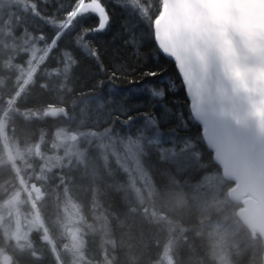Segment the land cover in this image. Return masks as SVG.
<instances>
[{
    "label": "rangeland",
    "instance_id": "1",
    "mask_svg": "<svg viewBox=\"0 0 264 264\" xmlns=\"http://www.w3.org/2000/svg\"><path fill=\"white\" fill-rule=\"evenodd\" d=\"M146 1L142 0V6H146ZM62 2L63 9L45 5L41 0H37V6L45 15L53 11L62 15L69 10L71 0ZM103 2L112 16V35L105 39L106 33H93L100 59L111 65L115 58L119 59L117 52L121 50L133 58L126 46L115 52V48L119 49L117 41L125 34L120 30L126 22L121 17L134 23L137 15H148V8L144 13L139 8L113 7V0ZM9 10L5 5V16ZM26 19L30 31L47 27L38 18ZM9 32L6 21L0 20V92H17L18 82H24L18 91L22 101L0 102V264L4 256L13 264H234L235 245L228 237L234 229L224 232L222 225L209 224L199 237L197 234L202 232L191 228L203 213L201 205L206 199L201 195L202 184L184 186L174 179L161 157L152 153L153 147L143 154L139 150L117 152L106 130L109 126L103 123V114L95 110L83 113L82 100H73L77 91L93 87L97 80L107 81L95 69L93 59L81 60L76 69L77 80L70 84L71 92H43L39 86H32L35 67L43 57L33 53L34 44L26 46ZM65 36H61L53 55L64 46ZM52 37L53 34L49 40ZM113 47L115 51L110 50ZM24 49L31 52L35 64L23 65L24 57L19 54ZM160 81L166 85L165 111L174 121L168 131L180 138L177 150H187L184 136L189 125L173 88L165 78ZM122 86H127V81ZM38 99L50 105L47 118L26 119L31 137L23 138L14 122L20 111ZM191 140L192 137L189 144ZM161 145L165 147V142ZM33 147L44 158V164L30 174L14 159ZM19 167L33 181H23ZM162 179L167 182L165 185L160 182ZM204 182L207 187L214 186L211 195L218 199L223 179L210 174ZM16 184L19 193L14 194ZM20 190L28 204L19 201ZM59 190L61 206L57 203ZM188 210L192 211L190 215ZM222 222L228 224L226 220Z\"/></svg>",
    "mask_w": 264,
    "mask_h": 264
},
{
    "label": "snow or ice",
    "instance_id": "2",
    "mask_svg": "<svg viewBox=\"0 0 264 264\" xmlns=\"http://www.w3.org/2000/svg\"><path fill=\"white\" fill-rule=\"evenodd\" d=\"M41 3L55 9L65 7L62 0H41ZM5 5L10 9L7 16L4 13ZM113 7L139 8L141 12H147V6H142V0H113ZM203 11L199 0H187V3L159 0V10L151 21V28L159 49L176 61L185 89L194 101L193 114L204 124L205 140L214 150V155H218L221 146L216 139L215 124L210 114L197 104L195 81L199 75L198 66L190 58L183 62L178 60L175 55L161 47L157 38L158 31L167 32L175 21L185 16L186 12L202 14ZM28 16L38 18L48 28L56 30V35L50 42L45 31L34 32L28 29L26 19ZM121 18L126 21L120 26V30L125 34L117 43L126 46L127 52L139 61L145 50L150 47V42L140 36L144 25L127 22L126 17ZM0 20L6 21V26L10 29L9 36L23 40L26 46L29 43L34 44L37 57H43L33 74L32 85L39 86L43 92L51 94L71 92L73 89L70 84L77 80L76 69L84 57H91L100 65L101 71L105 70L99 50L94 43L96 37L93 36V33H106L104 38L107 39L112 35L110 30L112 16L103 0H71L69 10L62 15L57 11L45 15L37 6V0H26L25 3L21 0H0ZM61 36H65L64 46L53 55V49L57 47ZM19 55L24 57L22 63L25 67L30 62L36 63V60L32 59L31 52H22ZM147 59L149 63L153 62L150 55ZM129 70L136 69L130 65L126 67L119 64L115 71L109 73L107 81L97 80L93 87L82 90L84 98L81 101V111L87 113L95 110L103 114V123L109 126L106 130L112 136L111 143L117 152L139 150L143 154L149 148L159 146L164 141L169 147H161L159 152H168L171 157H177L176 146L180 138L168 131L174 121L164 108L166 85H162L160 80L144 79V76H126L124 73ZM144 75L155 77L157 74L149 72ZM37 81L40 82L38 85ZM123 81H127V86H122ZM168 95H171L170 91ZM137 104L141 107H135ZM233 135L242 150H251L254 147L249 132L238 128L234 130ZM260 147L264 150V139L261 140Z\"/></svg>",
    "mask_w": 264,
    "mask_h": 264
},
{
    "label": "water",
    "instance_id": "3",
    "mask_svg": "<svg viewBox=\"0 0 264 264\" xmlns=\"http://www.w3.org/2000/svg\"><path fill=\"white\" fill-rule=\"evenodd\" d=\"M187 3V0H176ZM202 14L186 12L165 33L158 31L161 47L183 62L191 59L199 68L195 81L197 104L210 114L221 152L205 140L204 124L196 118L194 101L174 64L189 101L190 114L198 123L202 141L212 152L215 165L231 187L227 198L239 205L238 221L264 247V0H199ZM159 23V21H158ZM60 113H63L61 110ZM249 132L251 150H242L235 129ZM264 264V249L262 252ZM2 264H10L4 257Z\"/></svg>",
    "mask_w": 264,
    "mask_h": 264
},
{
    "label": "trees",
    "instance_id": "4",
    "mask_svg": "<svg viewBox=\"0 0 264 264\" xmlns=\"http://www.w3.org/2000/svg\"><path fill=\"white\" fill-rule=\"evenodd\" d=\"M146 6L148 8V15H143V19L145 20L144 27L140 31V36L144 38L145 41L150 42V47H148L145 50V54L142 55L141 59L137 61L134 58L129 57L128 55L120 53L122 50L120 49V44L119 49L113 50L117 52V55L119 56V59L115 58V61L111 63V65L107 64L105 61L100 59L104 65V71L100 70V65L93 59V64L95 66V69H99L100 73L102 76L107 79L108 75L110 72L116 70V66L119 64H123L126 67L131 66L132 68H135V71H127L124 74L126 76H131V77H138L142 76L145 73L149 72H154L157 71V75L155 77H148L145 76V79H154V80H160L161 78H165L166 82L168 85H170L173 88V92L177 98H182L186 99L184 89L181 83V80L175 70V67L171 61L165 60L159 52L157 51V48L155 47L154 40H153V32L151 28V21L155 17V15L158 13L159 10V0H147L146 1ZM138 19V15L135 17V19ZM134 23H138V20H136ZM41 31H45L48 37V41L50 42L51 35L53 34V37L56 35V30L55 29H50L48 26ZM52 37V38H53ZM43 43V42H42ZM112 48V47H111ZM152 57V63L148 62L147 57L148 56ZM164 64V65H163ZM123 71V69H122ZM24 82V80H20L17 85V92L15 90L13 91H6L2 90L0 92V102L3 101V99L6 100H11L14 99V101H22V93L18 94L19 88L21 84ZM25 87L23 88L22 92H24ZM18 94V95H17ZM83 98L80 96H76L74 101H80ZM50 108V105L47 104L46 100L39 101L37 100V103H33L30 105H27V108L20 111L18 114V119L14 122V127L15 129H18L20 133L22 134L23 138L24 137H31L30 135V130L28 129L29 127L26 124V119H46V111L47 109ZM185 112V117L190 118V113L189 110L184 111ZM10 111H8V114ZM6 130V128H4ZM189 134H192L195 138V145L191 148H188L187 150H182L179 152L177 150V157H171V154L168 152L160 153L157 149L159 146L153 147V153L155 156H160L163 158L162 161L163 163L168 167V171L171 172L172 177L174 179L179 180L184 184V186L187 185H192L194 183H200V188L203 189V193L206 192L207 190V185L204 182V179L207 175H218V177H221L219 168L215 165V163L211 159V153L206 149L202 138H201V133H200V128L195 127L192 131H188ZM169 147L168 144H165L164 148ZM37 148V147H36ZM30 150V151H28ZM26 151V152H25ZM21 153V155L17 158L14 159L16 164L20 165L23 167L24 165V171L30 170V174H33V172L37 171L38 168L44 164V158L42 155H40V152L35 150V147L27 149ZM194 152H197V160L195 162H190L187 161V158L192 155ZM158 155H157V154ZM184 155V159L181 160L180 156ZM23 164V165H22ZM20 168V167H19ZM21 168L20 172H22V179L25 181L27 184L33 181L32 177L28 178L26 177V174ZM16 179H18L17 175H14ZM223 179V178H222ZM163 180V179H162ZM224 180V179H223ZM165 185L167 182L165 179L160 181ZM18 184V182H17ZM13 186V192L19 193V188L17 189L18 185ZM223 186H220V189L223 192V189L228 187L230 184L229 183H223ZM108 190V189H107ZM219 193V198H215L213 195H210V198H205V204L201 205V209L203 210V213L201 214V217L197 220L199 222L195 223L191 228L198 230L202 233H198L197 235H202L204 234V231L210 226L209 224H220L225 230L234 229L235 232H233L232 235H228L229 239L231 242L234 243V264H262V252H263V244L261 239L258 236H253L251 233H249L244 227L241 226V224L238 222V220L234 216V211L239 207V205L230 203L227 200V195H223ZM60 193L61 191L59 190L58 192V197H57V203L60 205ZM111 194V192H108ZM22 194V195H21ZM20 195L21 199L19 201L21 202L24 201V204H28L27 200L24 199V192L20 190ZM212 199H216L215 201ZM222 199L223 203L220 202L219 200ZM224 204H227L225 206ZM4 206V202L2 203ZM20 205V204H19ZM18 205V206H19ZM61 206V205H60ZM19 209V208H18ZM11 212H13L11 210ZM192 211L188 210V213L190 215ZM59 218L62 220V215L61 212L59 211ZM228 224H223L222 220H226ZM64 223V222H63ZM179 224V223H178ZM178 227V226H177ZM194 231V230H193ZM196 232V231H195ZM200 237V236H199Z\"/></svg>",
    "mask_w": 264,
    "mask_h": 264
},
{
    "label": "bare ground",
    "instance_id": "5",
    "mask_svg": "<svg viewBox=\"0 0 264 264\" xmlns=\"http://www.w3.org/2000/svg\"><path fill=\"white\" fill-rule=\"evenodd\" d=\"M143 17V16H142ZM141 16H138V19L136 18L135 19V22H136V20H138V23H140V24H145V20L142 18ZM153 40H154V38H153ZM155 44V43H154ZM156 47V46H155ZM158 51V50H157ZM22 52H26L25 51V49L24 50H22ZM36 51H34L33 53L34 54H36L35 53ZM160 54V53H159ZM161 57H163L162 55H161ZM165 60H166V58L165 57H163ZM38 66V65H37ZM37 66L35 67V68H37ZM144 79H145V76H144ZM184 89V88H183ZM184 93H185V91H184ZM173 94H174V92H173ZM77 96H80V97H82V98H84V96H83V93H82V91H77ZM174 96H175V94H174ZM185 97H186V95H185ZM73 100H74V98H73ZM177 101H178V104H179V106H180V111H182V114H183V117H184V115H185V112L184 111H186V110H190V108H189V101H188V99H187V97H186V99H182V98H177ZM75 104V103H74ZM66 105H70V107L72 108V106H71V104L69 103H67ZM68 109H69V107H68ZM184 119H185V122L189 125V126H187L186 127V129H185V133L187 134L186 136H184V138H185V142L187 141V147L186 148H191V147H193L194 145H195V138L193 137V135L192 134H189L188 133V131L189 130H193V129H195V127H198L199 125H198V123L192 118V116H190V118H188V117H184ZM123 125H121V127H122ZM192 137V139L193 140H191L192 142L189 144V141H188V139L190 140V138ZM164 142V141H163ZM165 144H168V143H166L165 142ZM154 147H156V146H154ZM161 147H163L161 144L159 145V148H161ZM159 148L157 149L158 151H159ZM164 148V147H163ZM207 149V148H206ZM210 153H211V159H212V161H213V158H212V152L209 150V149H207ZM178 151L179 152H181L182 150H179L178 149ZM153 153V152H152ZM184 155L182 154L181 156H180V159L181 160H183L184 159ZM197 160V152H194L192 155H190L188 158H187V161H190V162H195ZM220 171V170H219ZM224 181V180H223ZM224 184L225 183H227L226 181H224L223 182ZM223 183H221L220 184V186L222 187L223 185ZM197 185H199L198 183H197ZM212 188H214V186L212 185L211 186ZM211 187H208L207 188V190H206V192L205 193H202L201 195H202V197H204V198H210V195H211V193L213 192V190H212V188ZM231 187V185H229L228 187H226L225 189H223V192H222V194L223 195H227V192H228V190H229V188ZM202 190V192H203V189H201ZM220 193H221V190H220ZM212 200H216V199H212ZM227 200L230 202V203H234V202H232L229 198H227ZM220 202H222L223 203V200L222 199H220L219 200ZM234 204H236V203H234ZM225 206H227V204H224ZM59 208V207H58ZM237 210H238V208L234 211V216H235V218L237 219V217H236V212H237ZM238 220V219H237ZM222 221H225V220H222ZM226 221H227V219H226ZM225 223V222H224ZM226 223H228V222H226ZM242 227H244V225H241ZM245 228V227H244ZM246 229V228H245ZM247 230V229H246ZM248 231V230H247Z\"/></svg>",
    "mask_w": 264,
    "mask_h": 264
},
{
    "label": "flooded vegetation",
    "instance_id": "6",
    "mask_svg": "<svg viewBox=\"0 0 264 264\" xmlns=\"http://www.w3.org/2000/svg\"><path fill=\"white\" fill-rule=\"evenodd\" d=\"M164 65V64H163ZM153 78V77H152ZM58 111V110H57ZM57 111H56V114H57ZM189 113H190V111H189ZM63 114H64V112H63ZM190 116H191V114H190ZM200 128V127H199ZM7 211V210H6ZM239 222V221H238ZM240 223V222H239ZM241 224V223H240ZM242 225V224H241ZM4 257H7V256H4ZM4 257L1 259V264H2V261H3V259H4ZM10 264H13L12 262H10Z\"/></svg>",
    "mask_w": 264,
    "mask_h": 264
}]
</instances>
